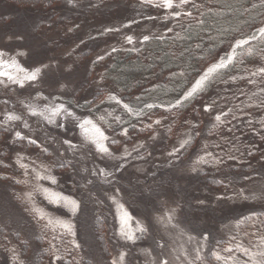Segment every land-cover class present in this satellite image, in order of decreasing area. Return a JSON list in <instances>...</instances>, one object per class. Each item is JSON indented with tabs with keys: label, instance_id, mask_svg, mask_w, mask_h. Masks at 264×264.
I'll use <instances>...</instances> for the list:
<instances>
[{
	"label": "rangeland",
	"instance_id": "374dc122",
	"mask_svg": "<svg viewBox=\"0 0 264 264\" xmlns=\"http://www.w3.org/2000/svg\"><path fill=\"white\" fill-rule=\"evenodd\" d=\"M87 4L97 7L96 18H72ZM58 11L59 17L50 19L0 1V51L5 53L4 59L14 58L28 72L42 68L39 79L23 88L0 85V123L6 131L4 141L9 151L5 163L10 168L0 172L5 177L0 180V223L20 241L9 240L7 250L0 252V264H31L37 253V236L44 239L50 264H113L114 260L117 264H195L209 253L227 258V264H233V258L236 264H251L240 251L227 253L224 249H234L230 239L240 219L233 215L264 209V180L253 178L230 186L228 192L207 188L198 178L209 158L206 146L199 144L190 158L182 157L192 138L191 125L175 130L169 139L160 129L133 138L123 125L143 119L150 109L129 114L122 107L129 105L127 102L106 92L109 82L105 79L113 78L107 74V62L96 67V61L110 50H137L144 36L174 33L179 25L165 13H152L141 4L122 0L66 1ZM127 36H132L134 43L128 44ZM84 53L89 54L88 61L83 60ZM233 86L217 87L211 96L219 98ZM38 94L48 99L37 100ZM110 95L121 103L109 100ZM57 97L78 117L92 120L104 131L111 156L98 153L85 142L75 122L63 120L64 127L57 128L27 115L26 104L42 108L56 102ZM164 106L168 105L158 108ZM7 114L22 116L30 128H25L23 121L9 122ZM157 120L163 122L160 117ZM16 132L37 139L40 147L18 140ZM64 139L79 148L65 152ZM48 144L51 146L45 154L41 149ZM174 152L176 155H169ZM44 166H49L57 184L35 180L33 170L43 174ZM36 185L76 200L79 209L73 213L69 207L48 203L35 191ZM34 209L42 210L43 220ZM49 219L71 225L72 233L59 224L49 225ZM97 219H102L99 228L108 240V258L102 256L94 237ZM139 228L146 231L141 233ZM128 235H134V241L127 239ZM221 240L226 243L218 251L216 243ZM22 244L29 248L27 257L22 254Z\"/></svg>",
	"mask_w": 264,
	"mask_h": 264
},
{
	"label": "trees",
	"instance_id": "16d2710c",
	"mask_svg": "<svg viewBox=\"0 0 264 264\" xmlns=\"http://www.w3.org/2000/svg\"><path fill=\"white\" fill-rule=\"evenodd\" d=\"M0 1L26 13L46 14L48 18L55 19L59 17L60 6L63 7L68 0ZM122 1L141 4L140 0ZM141 5L152 13H165L180 29L159 37L150 36L137 50L114 48L115 51L110 50L104 58L96 61L97 68L107 62V74L113 76L105 79L109 82L105 85L108 88L106 92L117 94L132 107L147 103L154 105L152 109L145 110L143 119L126 122L123 130L135 138L160 129L164 138L169 139L175 130L191 125L192 138L182 157L190 158L199 144H204L209 152L208 161L199 172L198 178L202 182H198L209 189L224 191L253 178L264 180V74L259 72L264 68V37L257 36L256 32L264 27V0H191L184 8L175 11H189L192 15H181L179 19L172 18L170 11L151 4ZM96 9L87 4L73 13L72 18L94 19L99 14ZM253 34L257 39L239 49L234 64L216 75L205 91L184 101L181 106L158 108L175 102L207 67L229 53L236 40ZM82 58L85 61L90 59L88 53H84ZM231 77H235L234 80ZM228 85L234 86L225 95L219 98L211 96L215 88ZM206 106L211 111H205ZM217 115L221 117L220 121L215 119ZM159 117L163 122L157 125L155 121ZM5 138L6 131L0 123V172L9 168L5 163L9 151ZM3 144L6 147L2 148ZM2 174L0 180H5ZM233 217L244 221H239L230 239L234 250L242 244L252 252L258 251L256 246L264 237V209H249ZM100 223L102 219H97L94 237L102 256L108 258V240L99 228ZM3 226L0 223V252L7 250L9 240L20 242L17 235ZM34 243L37 253L31 264H50V252L45 249L44 239L37 236ZM222 243L226 242L216 243L218 251ZM22 247V254L27 257L29 248L27 245ZM195 264L225 263L216 261L209 253Z\"/></svg>",
	"mask_w": 264,
	"mask_h": 264
},
{
	"label": "snow or ice",
	"instance_id": "6c2138e0",
	"mask_svg": "<svg viewBox=\"0 0 264 264\" xmlns=\"http://www.w3.org/2000/svg\"><path fill=\"white\" fill-rule=\"evenodd\" d=\"M68 2L71 4L73 3V0H68ZM141 4H151L154 7L164 9L165 11H170V14L172 18L179 19L181 15L190 17L192 15L189 11H184L183 13L175 11V9L184 8V6L191 3V0H178V3L176 0H140ZM171 31V29H169ZM260 35L264 37V28L259 30ZM148 36H144L143 41L141 43L148 41ZM257 39L256 35L253 34L251 37L244 38V39H238L235 41L234 45L231 48L230 53H226L224 57H221L217 63L211 64L206 71L203 72L202 75L198 79H195L194 83H192L191 87L183 94L181 98H178L176 100V104L173 105V107L181 106L182 103L190 98H194L195 95L203 92L208 83L211 82L212 79L215 78L216 75H220L222 70L227 69L229 66H232L234 64L236 55H237V49H243L245 45H248L251 40ZM126 42L128 44L134 43L132 36L126 37ZM115 51V49H113ZM5 53L0 51V85L7 86L8 84H15L18 85L20 88H23L25 84H32L36 82L40 74L42 72V68H36L34 71L28 72L24 68H22L14 58L11 59H4ZM47 67V66H43ZM259 72L261 74H264V68L259 69ZM252 75H256V73H252ZM37 100H47V97H43L41 95H37ZM109 100H114L117 104H120L121 101L118 100L115 96H109ZM123 107L129 112V114L132 113V109L129 107V105L124 104ZM149 109L153 108V105L149 104L147 105ZM25 108L27 109V115L29 117H37L40 121H42L46 125H55L57 128L64 127V124L62 123L63 120H69L71 122H75V126L79 127L81 129V132L83 134V139L88 144L94 146L95 150L104 155V156H111L112 153L109 151V147L106 145V141L108 140V136L105 135L104 131L101 130V128L94 123L90 119H82L78 117L73 111H70L69 108L66 106L65 103L59 102V97L56 98V102H50L45 104L42 108L38 106H32V105H25ZM205 111H211V108L205 107ZM6 119L9 122H18L23 121L25 128H30V125L27 123L26 120L22 116L15 115V114H7ZM101 121L103 118H100ZM116 119H119L117 117ZM217 121L221 120V117L217 115L215 117ZM156 124H159L160 121H155ZM127 131L123 132V135L127 136ZM15 136L18 140H27V142L31 145H36L37 147H40V145L37 144V139H32L30 137L21 135L20 132H16ZM54 139V138H53ZM62 145H66L65 152L69 149H72L73 151L77 150L79 148L78 145L73 144L70 140L64 139L61 141ZM51 145L48 144L44 146L41 150L43 153L48 154V148ZM183 147V144L181 145ZM179 149L176 150L178 152ZM59 155L63 156L64 153H59ZM169 155H176V153H169ZM203 159V158H201ZM61 167L64 166L63 163L60 164ZM22 168H25L27 170L26 165H21ZM35 172L34 178L37 181L41 180H47L49 184L55 185L57 184V180L54 176H52L49 173V166H44L42 171L43 174H41L40 171L33 170ZM103 174V173H102ZM35 191L42 194L44 198L48 201L50 204H54L57 206H65L69 207L70 210L75 213L80 205L77 203L76 200L64 196L59 192H55L51 188H44L40 185L35 186ZM29 200H32L33 197L31 194H29L28 197ZM36 212L37 218L43 220L44 214L42 210L40 209H34ZM174 212V210H173ZM125 217H127V214L125 213ZM169 220L173 219V216L168 217ZM47 223L53 224H59L60 227L66 229L69 233H72V227L69 224L63 223L59 220H52L49 219ZM240 223H244V221H240ZM141 233L145 232L146 229L139 228L138 229ZM252 235H255L253 233ZM127 239L133 240L135 239L134 235H128ZM207 239V237H205ZM79 247V245H77ZM163 247V246H161ZM259 250L252 252L249 248L244 247L242 244L237 245V248L234 250L232 247H227L224 249L227 253H232L233 251H240L242 256H246L248 258V261L251 262V264H264V237H261L259 244L256 246ZM213 257L216 261L224 260L225 264H227V258L222 257L218 253H213ZM199 254H197V259H199ZM56 259H60V257H56ZM119 260L123 262L124 255L121 254L119 256ZM113 264H117V261H113ZM163 264H167V261H163ZM233 264H236L235 258H233ZM245 264H248L246 261Z\"/></svg>",
	"mask_w": 264,
	"mask_h": 264
},
{
	"label": "water",
	"instance_id": "95a60500",
	"mask_svg": "<svg viewBox=\"0 0 264 264\" xmlns=\"http://www.w3.org/2000/svg\"><path fill=\"white\" fill-rule=\"evenodd\" d=\"M263 28H264V27H263ZM259 35H260V32L257 34V36H259ZM251 41H252V40H251ZM233 45H234V44H233ZM231 48H232V47H231ZM230 52H231V49H230ZM210 66H211V65H210ZM207 68H208V67H207ZM207 68H206V69H207ZM206 69H205L204 71H206ZM204 71H203V72H204ZM203 72H202L200 75H202ZM199 77H200V76H199ZM199 77H198V78H199ZM198 78H197V79H198ZM190 87H191V86H190ZM190 87H189V88H190ZM189 88H188V89H189ZM188 89H187V90H188ZM187 90H186V91H187ZM186 91H185V92H186ZM185 92H184V93H185ZM184 93H183V94H184ZM183 94L181 95V97L183 96ZM181 97H180V98H181ZM175 104H176V101L173 102L171 105L166 106V107L161 108V109H171V108H173V105H175ZM122 107H123V105H122ZM129 107L133 110L132 113H133L134 115H138L143 109H147V108H148L147 106L144 107V108H142V109H135V108H133V107H131V106H129ZM123 109H125V108L123 107ZM125 110H126V109H125ZM126 111H127V110H126Z\"/></svg>",
	"mask_w": 264,
	"mask_h": 264
}]
</instances>
